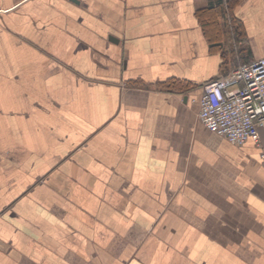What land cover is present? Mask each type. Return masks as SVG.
Returning <instances> with one entry per match:
<instances>
[{
	"label": "crops",
	"instance_id": "0c3cea01",
	"mask_svg": "<svg viewBox=\"0 0 264 264\" xmlns=\"http://www.w3.org/2000/svg\"><path fill=\"white\" fill-rule=\"evenodd\" d=\"M260 58L264 0H0V264H264V132L198 118Z\"/></svg>",
	"mask_w": 264,
	"mask_h": 264
},
{
	"label": "built area",
	"instance_id": "2783aa9c",
	"mask_svg": "<svg viewBox=\"0 0 264 264\" xmlns=\"http://www.w3.org/2000/svg\"><path fill=\"white\" fill-rule=\"evenodd\" d=\"M199 121L235 146L262 144L264 132V58L241 63L227 75L203 85ZM261 163L264 167V147Z\"/></svg>",
	"mask_w": 264,
	"mask_h": 264
},
{
	"label": "trees",
	"instance_id": "16d2710c",
	"mask_svg": "<svg viewBox=\"0 0 264 264\" xmlns=\"http://www.w3.org/2000/svg\"><path fill=\"white\" fill-rule=\"evenodd\" d=\"M171 88H173V89H177V90H184L185 89V87H182V86H177V84L176 85H171Z\"/></svg>",
	"mask_w": 264,
	"mask_h": 264
}]
</instances>
